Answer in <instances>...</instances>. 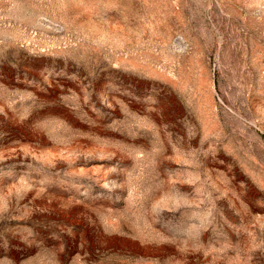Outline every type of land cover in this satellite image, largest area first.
I'll use <instances>...</instances> for the list:
<instances>
[{
	"label": "rangeland",
	"instance_id": "1",
	"mask_svg": "<svg viewBox=\"0 0 264 264\" xmlns=\"http://www.w3.org/2000/svg\"><path fill=\"white\" fill-rule=\"evenodd\" d=\"M0 264H264V0H0Z\"/></svg>",
	"mask_w": 264,
	"mask_h": 264
}]
</instances>
